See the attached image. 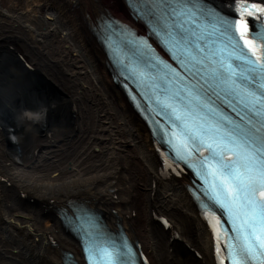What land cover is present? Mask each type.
<instances>
[{
	"label": "bare ground",
	"instance_id": "1",
	"mask_svg": "<svg viewBox=\"0 0 264 264\" xmlns=\"http://www.w3.org/2000/svg\"><path fill=\"white\" fill-rule=\"evenodd\" d=\"M115 1L137 28L127 0ZM110 4L0 0V264H62L65 251L82 264L56 214L71 200L121 223L153 264H215L186 176L163 172L112 80L97 40Z\"/></svg>",
	"mask_w": 264,
	"mask_h": 264
},
{
	"label": "snow or ice",
	"instance_id": "2",
	"mask_svg": "<svg viewBox=\"0 0 264 264\" xmlns=\"http://www.w3.org/2000/svg\"><path fill=\"white\" fill-rule=\"evenodd\" d=\"M246 43L251 45L250 41ZM219 67L222 70L219 76L223 77L221 82L233 90L240 88L232 66L221 63ZM212 71L216 74L217 70ZM259 71L264 72V65ZM242 91L245 107L251 113L246 129L226 127L225 124H231L226 117L224 123L211 119L197 122L191 115L190 105L182 106L171 97H166L169 102L165 104L180 122L181 136L194 145L197 142L206 144L214 158L209 165L213 199L232 216L242 241L238 247L229 246L233 253H237L233 264H244L250 255L256 253L264 255L261 253L264 250V92L258 94L247 88ZM196 98L202 99L198 94ZM204 107L211 108V103L204 104ZM225 153L232 159L226 160Z\"/></svg>",
	"mask_w": 264,
	"mask_h": 264
},
{
	"label": "rangeland",
	"instance_id": "3",
	"mask_svg": "<svg viewBox=\"0 0 264 264\" xmlns=\"http://www.w3.org/2000/svg\"><path fill=\"white\" fill-rule=\"evenodd\" d=\"M104 1H101L100 2V4L101 3H103ZM106 3H110V2H108V1H105ZM21 4H24V3H21ZM108 5V4H107ZM110 8H112L113 10H111V11H113V12H111L110 14H112V16H114L115 18H117V19H119V20H121V21H127V17L125 16L126 14H125V12H124V10H123V8L121 9V4H117V2L115 1V0H111V4H110ZM110 12V11H109ZM6 19V21L9 19V18H5ZM49 22H53L52 21V19H50L49 20ZM140 32H143V31H141L140 30ZM43 34H45V38H47L46 37V32L45 31H43ZM54 98H56V97H54ZM53 98V99H54ZM58 99H61V97L59 96V97H57ZM63 118L64 117H62V120H63ZM64 121V123H65V121H66V119H64L63 120ZM13 252H15V250H13Z\"/></svg>",
	"mask_w": 264,
	"mask_h": 264
}]
</instances>
